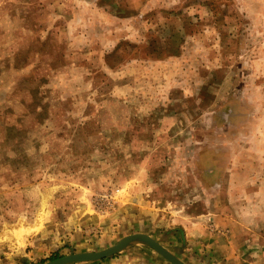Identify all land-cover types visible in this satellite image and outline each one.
<instances>
[{"label":"rangeland","instance_id":"obj_1","mask_svg":"<svg viewBox=\"0 0 264 264\" xmlns=\"http://www.w3.org/2000/svg\"><path fill=\"white\" fill-rule=\"evenodd\" d=\"M132 201L264 254V0H0V264L107 249Z\"/></svg>","mask_w":264,"mask_h":264},{"label":"crops","instance_id":"obj_2","mask_svg":"<svg viewBox=\"0 0 264 264\" xmlns=\"http://www.w3.org/2000/svg\"><path fill=\"white\" fill-rule=\"evenodd\" d=\"M130 203L128 206L121 208L122 210V222L123 225L129 230H134L132 234H147L151 237H155L152 232L153 227H149L151 212L147 209L149 207H143ZM129 217V220L125 219ZM89 220L92 222L97 221L90 216ZM87 221V222H90ZM182 226V225H181ZM173 227L170 229L173 232L167 243L161 241L166 247L177 246V235H182V242L184 249H180L175 253L178 258L187 264H264V254H249L251 246L244 247L239 241L234 238L228 237L234 236L230 234V231L221 230L220 233L211 232V228L208 225H183V227ZM183 228V229H182ZM155 231V230H154ZM176 231V232H174ZM129 233V234H130ZM184 234V236H183ZM79 236L75 232L71 235L72 240H76ZM130 236V235H128ZM163 236V235H161ZM85 239H88L84 237ZM78 240H81L79 237ZM160 242V241H159ZM168 243H170L168 245ZM169 248V249H170ZM171 250V249H170ZM83 253V252H82ZM256 253H260L256 251ZM32 259V257H30ZM75 264H172L165 259L162 255L156 252L148 245L137 244L133 245L119 254L106 258L104 260L95 262H84Z\"/></svg>","mask_w":264,"mask_h":264},{"label":"water","instance_id":"obj_3","mask_svg":"<svg viewBox=\"0 0 264 264\" xmlns=\"http://www.w3.org/2000/svg\"><path fill=\"white\" fill-rule=\"evenodd\" d=\"M137 244H144L150 246L160 255L169 260L172 264H186L176 255L170 252L166 247H164L159 241L147 234L141 233L127 236L122 239L119 243L101 251L73 253L64 257L51 260L45 264H75L99 261L115 256L120 252L126 250L127 248Z\"/></svg>","mask_w":264,"mask_h":264}]
</instances>
